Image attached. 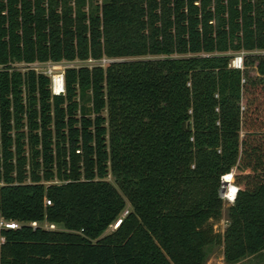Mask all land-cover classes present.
Returning <instances> with one entry per match:
<instances>
[{
    "label": "trees",
    "instance_id": "obj_1",
    "mask_svg": "<svg viewBox=\"0 0 264 264\" xmlns=\"http://www.w3.org/2000/svg\"><path fill=\"white\" fill-rule=\"evenodd\" d=\"M71 2L0 0V217L23 223L0 227V264L263 257L264 0ZM103 56L154 58L67 67L63 94L13 67Z\"/></svg>",
    "mask_w": 264,
    "mask_h": 264
},
{
    "label": "built area",
    "instance_id": "obj_2",
    "mask_svg": "<svg viewBox=\"0 0 264 264\" xmlns=\"http://www.w3.org/2000/svg\"><path fill=\"white\" fill-rule=\"evenodd\" d=\"M264 52V51H262ZM244 51H239V52H235L232 54V57L228 63V67L232 68V69H236V70H243L244 68V64H243V58H244ZM205 56H207L208 54H203ZM119 59L117 58H112V57H101L99 59H92V58H88L86 60H83L84 62H87L89 64V66L93 65H100L102 67H104L106 64L114 62V61H118ZM62 62H70V61H35L32 63H18L21 64L24 68L26 69H32L34 70L36 73H41L44 74L46 76L49 77L50 79V90L51 93L53 94H63L65 91V86H64V70L67 67H71V66H64V68L61 69L60 72H56V69L60 68V64ZM46 65V68H41V65ZM56 77H60L61 78V86L58 88H55L54 86V82ZM244 82V78L241 79V83ZM241 109H243V106H241ZM234 172H235V168H231L228 172L224 173L223 175H221L220 177V185H219V189H218V193L219 196L222 200L226 201L227 203H229L230 205H232L234 203L237 191H238V187L237 185L234 183ZM51 183H59L58 181H50ZM235 190V191H233ZM46 204H49L50 201L48 199L45 200ZM121 219H117L114 223H113V228H115ZM23 223L21 222H17V221H5L3 218L0 217V227H5V228H18L19 226H21ZM30 226L32 227H43L46 229H51V230H55V229H59L56 227V224L53 223H48V222H44V224L42 225L39 222L36 221H32L28 223ZM1 240H3V238H1Z\"/></svg>",
    "mask_w": 264,
    "mask_h": 264
},
{
    "label": "rangeland",
    "instance_id": "obj_3",
    "mask_svg": "<svg viewBox=\"0 0 264 264\" xmlns=\"http://www.w3.org/2000/svg\"><path fill=\"white\" fill-rule=\"evenodd\" d=\"M98 1H100V0H98ZM71 5H74L73 0L71 2ZM85 8L86 9L88 8V1H86ZM147 57L151 58L152 56H116L115 58H117L119 60H133V59H142V58H147ZM152 58H154V57H152ZM87 64H89V63L84 62L83 60H74V61H70V62H62L60 64L61 67L56 69V72H60L61 69L64 68V66L65 67L66 66H77L78 67V66L87 65ZM13 67L15 69L21 71V72H24L25 70H27L21 64H13ZM40 67L46 68V65L44 64V65H41ZM248 71H249V75L255 74L254 69L251 67H249ZM54 86H55V88H58L61 86V78L55 79ZM244 99H245V97H244ZM234 175H235V172H234ZM108 179L111 182L113 181L111 177H108ZM54 181H58V180L54 179ZM234 183L237 185L235 176H234ZM229 206H230L229 203L222 200L220 219L217 221H211L213 224V228L216 232L223 233L224 230L226 229V227L228 226V224H229V218H228ZM128 209H130L129 204L126 205V207L122 211V213L108 226V228L106 229L105 232H109L112 229H114L113 223L117 219H122L126 215ZM41 224L43 225L44 222H41ZM56 227L59 229H63V227L61 225H58V224H56ZM204 264H229L223 258V245L222 244H214V245H211L210 247H208ZM234 264H264V256L263 257L262 256L261 257H248V258H245V259H243L237 263H234Z\"/></svg>",
    "mask_w": 264,
    "mask_h": 264
},
{
    "label": "bare ground",
    "instance_id": "obj_4",
    "mask_svg": "<svg viewBox=\"0 0 264 264\" xmlns=\"http://www.w3.org/2000/svg\"><path fill=\"white\" fill-rule=\"evenodd\" d=\"M56 78H59L60 79V77H56Z\"/></svg>",
    "mask_w": 264,
    "mask_h": 264
},
{
    "label": "snow or ice",
    "instance_id": "obj_5",
    "mask_svg": "<svg viewBox=\"0 0 264 264\" xmlns=\"http://www.w3.org/2000/svg\"><path fill=\"white\" fill-rule=\"evenodd\" d=\"M233 191H235V190H233Z\"/></svg>",
    "mask_w": 264,
    "mask_h": 264
}]
</instances>
